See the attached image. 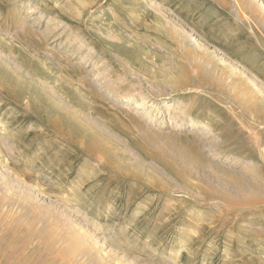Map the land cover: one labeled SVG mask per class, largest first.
<instances>
[{
  "label": "rangeland",
  "instance_id": "374dc122",
  "mask_svg": "<svg viewBox=\"0 0 264 264\" xmlns=\"http://www.w3.org/2000/svg\"><path fill=\"white\" fill-rule=\"evenodd\" d=\"M157 11L264 82L234 0H0V264H264V103Z\"/></svg>",
  "mask_w": 264,
  "mask_h": 264
},
{
  "label": "bare ground",
  "instance_id": "6f19581e",
  "mask_svg": "<svg viewBox=\"0 0 264 264\" xmlns=\"http://www.w3.org/2000/svg\"><path fill=\"white\" fill-rule=\"evenodd\" d=\"M234 1L238 6L242 5L243 9H245L250 17H257L264 24V0ZM156 18L159 20L161 29L165 31L167 35L175 37L174 40H177L182 48H188L194 52L195 61L197 57L203 54L209 58L202 63V68L205 69L208 74H213L214 67H221L224 69L221 81L226 88H230L229 90L237 96L238 100L249 104L253 102L264 103V82L258 80L257 75H255L257 78L255 76H250L251 72L249 74L246 72V66L242 62L236 60L232 55L224 52L218 47L209 46L208 42H205L197 32L186 29L185 26L180 24L177 20L159 11H157ZM196 63L201 66L199 61ZM251 74L254 73L252 72Z\"/></svg>",
  "mask_w": 264,
  "mask_h": 264
}]
</instances>
